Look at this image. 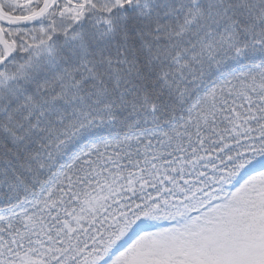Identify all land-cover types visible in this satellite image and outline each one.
<instances>
[{
	"label": "snow or ice",
	"instance_id": "6c2138e0",
	"mask_svg": "<svg viewBox=\"0 0 264 264\" xmlns=\"http://www.w3.org/2000/svg\"><path fill=\"white\" fill-rule=\"evenodd\" d=\"M0 264H264V0H0Z\"/></svg>",
	"mask_w": 264,
	"mask_h": 264
}]
</instances>
